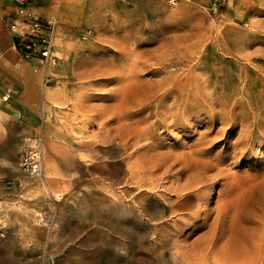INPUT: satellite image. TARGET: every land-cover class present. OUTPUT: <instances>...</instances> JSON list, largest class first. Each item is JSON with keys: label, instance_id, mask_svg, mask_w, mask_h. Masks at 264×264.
Instances as JSON below:
<instances>
[{"label": "rangeland", "instance_id": "1", "mask_svg": "<svg viewBox=\"0 0 264 264\" xmlns=\"http://www.w3.org/2000/svg\"><path fill=\"white\" fill-rule=\"evenodd\" d=\"M17 2L55 63L14 67L0 17V264H264V0Z\"/></svg>", "mask_w": 264, "mask_h": 264}, {"label": "built area", "instance_id": "2", "mask_svg": "<svg viewBox=\"0 0 264 264\" xmlns=\"http://www.w3.org/2000/svg\"><path fill=\"white\" fill-rule=\"evenodd\" d=\"M173 1V0H170ZM17 17L10 22L9 28L16 35L15 49L22 59L34 60L35 70L41 72L43 80L48 81L46 75L50 64L55 63L52 55V46L57 30L55 18H46L18 8ZM19 65V62H16ZM17 93L11 85L3 87L1 99L7 101ZM19 167L26 173L34 176L43 175V144L41 138L28 143L19 160Z\"/></svg>", "mask_w": 264, "mask_h": 264}, {"label": "crops", "instance_id": "3", "mask_svg": "<svg viewBox=\"0 0 264 264\" xmlns=\"http://www.w3.org/2000/svg\"><path fill=\"white\" fill-rule=\"evenodd\" d=\"M26 5L27 7H29V3H27V2H24V1H22V5ZM22 5H20V3H18L17 2V0H0V17H1V19H2V21H3V24H2V32H3V34L5 35V38H6V42H7V44L10 46V48L13 50V52H14V54H15V58H14V61H13V66L14 67H19L20 65H21V63H24V62H26V63H28V64H37L34 60H28V59H22L21 57H20V55H19V53L17 52V50L15 49V47H14V45H15V42L17 41V37H16V35L10 30V28H9V25H10V22H12L13 20H15L16 19V17H17V14H16V12H17V10H18V8H22L21 6ZM30 8H32L33 10H35V11H42L40 8H39V6H38V8H35L34 6H33V4L32 5H30ZM37 15H39V16H42V17H46V18H56L55 16L54 17H50V16H47V15H43V14H40V13H37ZM6 58V57H5ZM16 62H19V65L17 66L16 65ZM34 71H36V72H39L40 74H41V72L40 71H38V70H35V69H33ZM16 73V75H18L19 77H23V74L21 73V72H17V71H15ZM38 74V73H37ZM36 74V76H38ZM39 74V75H40ZM40 80H41V82L43 83V77H42V74L40 75ZM41 83V84H42ZM6 85H11V86H13L14 88H16L17 89V93L11 98V99H9V100H7V101H11V100H13V99H19L20 97H21V95H22V93H23V90L21 89V87L19 86V85H17V84H13V83H11V82H5V83H3L1 86H0V98H1V92H2V89H3V87L4 86H6ZM42 91V93H43V89L41 90ZM40 91V92H41ZM22 105V104H21ZM27 108H29V107H31V106H26ZM33 107V106H32ZM4 111V110H3ZM5 112V111H4ZM23 112H24V114L25 113H28L27 112V110H26V108H24L23 109ZM3 120V119H2ZM4 121V120H3ZM4 122H6V123H8L7 121H4ZM94 212H96V209H94ZM101 218H104L103 216L101 217ZM100 242H98V240L96 239V238H94V240H93V244L95 245V246H97V247H99L100 248V246L99 245H101V244H99ZM96 250H97V252H98V255H95V256H90L89 258V260H88V263H90L91 262V260H95L94 261V264H121V263H116L115 262V260H110V257L109 256H107L105 253V251H103L102 249L100 250V249H98V248H96ZM105 254V255H104ZM82 264H84V263H82ZM90 264H92V262L90 263Z\"/></svg>", "mask_w": 264, "mask_h": 264}, {"label": "bare ground", "instance_id": "4", "mask_svg": "<svg viewBox=\"0 0 264 264\" xmlns=\"http://www.w3.org/2000/svg\"><path fill=\"white\" fill-rule=\"evenodd\" d=\"M123 79V78H122ZM127 79V78H126ZM123 81V80H122ZM125 81V80H124ZM131 93H132V91H131ZM253 188V187H252ZM261 191V190H260ZM236 193V192H235ZM251 193V192H250ZM253 193V192H252ZM247 197V196H246ZM239 198V197H238ZM244 200H249L248 198L247 199H244Z\"/></svg>", "mask_w": 264, "mask_h": 264}]
</instances>
